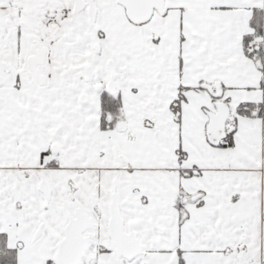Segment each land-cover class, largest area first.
Segmentation results:
<instances>
[{
    "label": "crops",
    "instance_id": "0c3cea01",
    "mask_svg": "<svg viewBox=\"0 0 264 264\" xmlns=\"http://www.w3.org/2000/svg\"><path fill=\"white\" fill-rule=\"evenodd\" d=\"M93 1L95 29L84 14L80 27L62 19L51 54L60 64L54 100L64 103L44 112L0 18V235L16 264L54 261L76 211L106 233L114 192L142 250L129 264H264V0H163L164 14L145 28L131 25L116 0ZM254 10L262 13L260 69L242 47ZM108 64L122 133L100 127ZM203 85L218 86L231 114L257 106L252 117H235L231 148L207 142L215 101ZM122 263L110 241L90 244L81 261Z\"/></svg>",
    "mask_w": 264,
    "mask_h": 264
},
{
    "label": "water",
    "instance_id": "95a60500",
    "mask_svg": "<svg viewBox=\"0 0 264 264\" xmlns=\"http://www.w3.org/2000/svg\"><path fill=\"white\" fill-rule=\"evenodd\" d=\"M117 5L121 7L126 19L133 26L147 24L154 14L162 16L164 14L163 0H116ZM87 7V14L90 25L95 19V8L92 0H74L73 14L71 23L79 25V15ZM4 8V7H3ZM3 11L0 12L2 14ZM31 56L26 61V70L31 74L37 87L43 88L46 85V78L40 74L38 67L44 69L45 49L36 44L30 49ZM111 71L110 66H107ZM87 75V74H86ZM202 89L212 92V87L201 86ZM218 89V87H215ZM106 93L110 96L115 95L114 78L111 76L106 86ZM218 100L220 94L213 95ZM214 112L207 114L208 124L206 126V139L210 146L217 148L226 138V134L233 131V118L230 116V110L224 103H215ZM229 125V126H228ZM125 126L118 127V132H124ZM48 188L44 182L39 188L40 192L48 197ZM116 190V182H114ZM194 201V199H193ZM64 238L58 246L55 264H80L85 257L89 244L94 242L105 243L110 241L114 248L115 258L117 261L123 259L131 262L136 257L142 255L139 242L133 232L126 233L120 216L119 202L116 193L111 196L109 205V220L106 225V234L102 228L92 220L86 219L80 211H76L73 217L68 221L64 228ZM89 236L85 238V235ZM41 237V228L33 236V242Z\"/></svg>",
    "mask_w": 264,
    "mask_h": 264
},
{
    "label": "flooded vegetation",
    "instance_id": "af4514ba",
    "mask_svg": "<svg viewBox=\"0 0 264 264\" xmlns=\"http://www.w3.org/2000/svg\"><path fill=\"white\" fill-rule=\"evenodd\" d=\"M20 1H22L23 4H25V2L28 3L27 6L28 7L31 6V10L30 9L27 10L25 8V11H20L23 9L22 8L23 4ZM81 1L84 2L85 0H81ZM1 5L2 7H4L5 5L6 8L5 9L0 8V12L3 11V13L0 14V18L5 22L6 26H9V25L14 26V29L11 30V32H13L14 34H15V31L17 30L16 29L17 22L18 24H20V21H19L20 16L22 18L24 15L28 13V11L29 13H32V12L35 13L34 18H36L38 21L37 29L41 36L39 38L30 37L27 40L28 41L27 55L25 59L24 70L27 72V70L25 69L26 61L31 56L30 54L31 47H35L36 44L41 45L42 48L45 49L44 69L38 67V70L40 71V74L46 78V85H45L46 87L48 84V78H47L48 77L47 75L48 65H49L48 56L49 54L51 55V45L54 43L57 37V33L60 29V26L62 25V19L64 17L67 18L68 22L71 24V17H72L73 8H74V0H3V3L0 4V6ZM32 8L37 9L36 10L37 12L33 11ZM83 14L87 17V7L86 6H85V10L79 15L80 22L82 20ZM16 19L18 20L16 21ZM12 22H15V23H12ZM20 35L21 33H18L17 38H16L19 46L21 45V42H22ZM76 60L77 59L75 58L69 57L67 61L72 62ZM89 73L90 71L87 69L82 74V77L84 78L85 81L89 78ZM28 74L31 76L30 73ZM104 95L107 96L105 92H104ZM110 105L111 104L107 102V108H109ZM103 114L104 113H102L100 117L101 118L100 126L104 128H113L114 124L116 123V120L119 121L118 127L122 125L121 120L115 114L109 113V114H106V116L105 114L104 115Z\"/></svg>",
    "mask_w": 264,
    "mask_h": 264
},
{
    "label": "trees",
    "instance_id": "16d2710c",
    "mask_svg": "<svg viewBox=\"0 0 264 264\" xmlns=\"http://www.w3.org/2000/svg\"><path fill=\"white\" fill-rule=\"evenodd\" d=\"M250 29L252 34L247 35L243 38L242 47L243 53L246 58L251 59L258 65V68L261 67L262 62V13L259 10L253 11V16L250 21ZM107 102L111 105L107 108ZM182 102V97H178L175 103L172 105V111L177 116L179 113V106ZM119 111V102L116 98H110L104 96L102 99V113L105 114H117ZM257 111V106L251 104L241 105L236 108L232 115L234 117H252L253 113ZM108 112V113H107ZM103 114V115H104ZM104 116V117H105ZM229 140V135L226 138V141ZM0 264H16V252L8 250L5 245V237L0 235ZM45 264H54V262H46Z\"/></svg>",
    "mask_w": 264,
    "mask_h": 264
},
{
    "label": "rangeland",
    "instance_id": "374dc122",
    "mask_svg": "<svg viewBox=\"0 0 264 264\" xmlns=\"http://www.w3.org/2000/svg\"><path fill=\"white\" fill-rule=\"evenodd\" d=\"M22 4L23 2L20 1ZM25 6H23L22 10L20 11H25V8H27V5L28 3L25 2ZM96 8V6H95ZM15 9V8H14ZM121 9V8H120ZM37 9H33V11H36ZM122 10V9H121ZM16 11V10H14ZM37 12V11H36ZM122 12L124 13V11L122 10ZM96 14H97V9H96ZM125 15V13H124ZM157 15L153 16V18L155 17L156 18ZM35 17V13L32 12V13H27L26 15H24L22 18L20 16L19 18V21H20V24H16V31H15V38H17V34L18 33H21L22 36H27V35H31L32 37H38L36 35L33 36V34H35V30H33V27H34V23H33V19ZM83 19V17H82ZM18 19H16L17 21ZM96 22V21H95ZM4 23V26L5 28H7V30H13L14 29V26L13 25H9V26H6L5 22L3 21ZM12 23H15V22H12ZM89 23V21L87 22V24ZM95 26H93V29H95L97 23H94ZM148 25V24H147ZM89 26V24L87 25ZM146 25L144 26H141V28H145ZM27 27V29H26ZM90 27V26H89ZM137 28V27H135ZM98 36V34H97ZM27 43L28 41L25 40L24 38L22 39V42H21V45H20V51H21V55H20V58H19V63L20 65L24 68V65H25V59H26V55H27ZM59 59V55H58V52L55 50L54 52H52V54L48 56V60H49V63L50 62H54V63H51L50 65H48V72H47V75H48V84L45 88L43 89H38L36 86V93H35V96L33 97L34 98V101L35 103L39 106L40 110L42 112L46 111L45 109L43 108H48V106H55V105H59L61 103H64L63 100L61 99H57V100H54V96H55V88H54V85L57 86V83L59 82V76H58V72L55 73V70L53 67H56L57 66V69L59 68L60 64H59V61H57ZM24 70V69H23ZM25 71V70H24ZM26 72V71H25ZM26 76H27V79L29 78L31 81H32V78L31 76L26 72L25 73ZM94 76H97V67H96V70H95V74ZM97 80L99 81L100 80V77L97 76ZM108 81V78L106 80V82ZM32 83V82H31ZM90 81L88 83H83L86 87L89 85ZM97 88H100L99 85H95L94 87H92V90L94 91V93H96L97 91ZM101 88H102V85H101ZM79 99V97H78ZM37 105H35V107H37ZM66 105H68V102L66 103ZM90 120L88 119L85 124L88 125L87 123L89 122ZM118 123L119 121L116 120V123L114 124V127L113 129L116 130L117 126H118ZM67 146L66 142H65V139L62 143V148H65ZM115 182V178L114 180H112V185L113 183ZM138 261V258L135 259V261H131V262H137ZM122 262V261H121ZM130 262H126V263H122V264H129Z\"/></svg>",
    "mask_w": 264,
    "mask_h": 264
}]
</instances>
